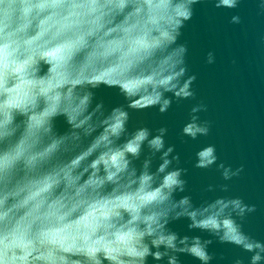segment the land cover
Listing matches in <instances>:
<instances>
[{"label":"clouds","instance_id":"obj_1","mask_svg":"<svg viewBox=\"0 0 264 264\" xmlns=\"http://www.w3.org/2000/svg\"><path fill=\"white\" fill-rule=\"evenodd\" d=\"M256 2L264 11V0ZM200 3L0 0V264H148L149 258L179 264L181 252H193L201 264H210V240L190 242L166 231L169 214L178 218L183 213L176 209L189 203L187 197L172 200L174 191H183L185 181L181 169L167 171L174 149L171 145L165 149L166 128L154 137L149 129L138 128L113 146L128 119L126 109L113 108L110 116L116 119L106 120L95 142L102 147L82 172L55 163L57 150H71L66 138L56 133V119L63 117L70 126L87 132L89 113L103 108L94 90L107 83L106 75L132 68L162 42L176 43ZM214 3L222 6L219 0ZM240 3L229 0L227 7L236 9ZM230 22L239 24L240 15L234 13ZM187 50L186 43L176 44L171 75L157 80L158 87L166 91L177 87ZM214 59L209 52L207 62ZM192 80L195 76L178 94L192 96ZM149 103L159 105L163 113L170 101L154 89ZM204 109L201 103L193 111ZM209 130V122L195 120L182 129L193 139ZM145 144L161 154L155 173L149 170L147 158L139 172L131 166ZM215 160V148L209 145L197 153L196 166L206 168ZM242 171L243 165L234 171L225 169L223 176L228 180ZM10 199L14 202L9 207ZM227 208L244 218L256 206L237 197L221 205V211ZM15 209L23 210L19 219L24 224L9 229L6 220ZM189 216L192 227L218 234L222 243L236 240L239 225L234 221L225 232L214 219L198 223L194 212ZM247 250L252 252L249 264L264 261V244L251 243Z\"/></svg>","mask_w":264,"mask_h":264},{"label":"water","instance_id":"obj_2","mask_svg":"<svg viewBox=\"0 0 264 264\" xmlns=\"http://www.w3.org/2000/svg\"><path fill=\"white\" fill-rule=\"evenodd\" d=\"M228 2L219 0L222 6L216 7L214 0H201L176 43L162 42L148 50L132 68L108 73L107 83L94 90L96 99L103 101V108L89 113L87 132L70 126L63 117L57 118L56 133L66 138L65 143L71 144V150H57L55 163L82 172L102 147L95 142L103 133L106 120L116 119L110 116L113 108H124L128 113L125 132L113 146L121 144L138 128L149 129L153 137L159 134L160 128H166L165 149L169 145L174 149L168 157L171 163L167 171L181 169V178L185 181L183 191H174L172 200L187 197L189 201L176 209L183 213L178 218L174 213L169 214L166 231L186 237L190 242L210 240L207 247L212 257L210 264H233L235 260L249 264L252 252L247 250V245L264 244V40H261L264 11H260L256 0H241L236 9L228 8ZM234 13L240 15L239 24L230 22ZM177 43L187 44L185 72L177 87L166 91L156 82L171 75L170 58ZM209 52L214 54L213 63L207 62ZM192 76H195L190 84L193 95L184 98L178 94L179 89ZM154 89L163 92L170 101L163 113L159 105L149 103ZM201 103L205 109L193 111ZM192 120L209 122V133L195 139L184 135L182 129ZM209 145L215 148V163L206 168L197 167V153ZM176 156L178 160L173 159ZM145 158L151 161L149 170L155 173L162 163L161 154L153 153L146 144L140 156L131 159V166L139 172ZM73 160L77 161L75 166ZM241 165L243 171L238 176L224 178L225 169L234 171ZM158 180L159 174L154 183ZM237 197L254 204L255 211L244 218L235 215L231 208L221 211L223 203ZM13 202L10 199L7 206ZM193 212L196 222L214 219L225 232L234 221L239 225L236 240L222 243L218 234L192 227L189 214ZM22 215L20 209L10 212L6 220L8 228L17 223L23 227L24 222L19 219ZM178 258L179 264H201L193 252H181ZM148 264H166V260L157 262L149 258Z\"/></svg>","mask_w":264,"mask_h":264}]
</instances>
